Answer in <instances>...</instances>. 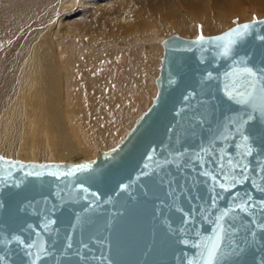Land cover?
Listing matches in <instances>:
<instances>
[{"label":"water","instance_id":"obj_1","mask_svg":"<svg viewBox=\"0 0 264 264\" xmlns=\"http://www.w3.org/2000/svg\"><path fill=\"white\" fill-rule=\"evenodd\" d=\"M245 24L221 55L220 38ZM169 45L160 98L112 171L0 161V264H203L221 224L215 264H264V19ZM244 68L259 81L248 104L228 95ZM167 146L166 168L150 178Z\"/></svg>","mask_w":264,"mask_h":264},{"label":"bare ground","instance_id":"obj_2","mask_svg":"<svg viewBox=\"0 0 264 264\" xmlns=\"http://www.w3.org/2000/svg\"><path fill=\"white\" fill-rule=\"evenodd\" d=\"M0 2V161L40 171H112L160 98L169 42L248 12V0ZM169 159L167 146L146 175Z\"/></svg>","mask_w":264,"mask_h":264},{"label":"snow or ice","instance_id":"obj_3","mask_svg":"<svg viewBox=\"0 0 264 264\" xmlns=\"http://www.w3.org/2000/svg\"><path fill=\"white\" fill-rule=\"evenodd\" d=\"M251 27L252 26L248 25V24L242 25V26L238 27L237 29H235L234 31L230 32L229 34L220 38L224 42L221 45V47L223 48L221 55H223L225 57L229 56L231 53V48L237 42V39L243 38L248 33V31L250 30ZM200 40L203 41L204 37L201 36ZM256 77H257V73L254 72L250 68H244V69L240 70V72L236 73V79H234L232 81V84L230 86L233 91H229L228 95L231 98L237 99L238 103H241V104L250 103L252 101V99L254 98L253 93H254V91H256L257 85L259 83V81L256 79ZM259 90L262 93H264V87H261ZM233 92L235 93V96H233ZM237 131H239L238 128H237ZM242 138L245 141H247V139H248L247 136H243ZM250 153H251V149L246 148L245 154H250ZM221 159H225V158L221 157ZM227 165H228L230 170H234L235 168L241 167V165L239 163L234 165L233 161L231 159H227ZM83 167H87V166H83ZM220 167L223 170L225 165L221 164ZM229 178L230 177L227 174H225L224 179L228 180ZM213 179H215V177H213ZM234 182H236V181H234ZM219 187L221 189L226 190V186L224 183H221L219 185ZM226 215L227 214L225 213L219 219L223 220ZM222 231H223V225L222 224L218 225V234H217V237L215 238V241H209L208 244L204 245V252L202 254L204 256L203 264H215V261L218 257V253L220 252V249L222 246V235H221ZM19 242L23 243V241H19ZM183 242L187 243V241H183ZM30 247H34V245L30 246ZM41 250L46 251V249H43L42 246H41ZM190 264H191V262H190Z\"/></svg>","mask_w":264,"mask_h":264},{"label":"rangeland","instance_id":"obj_4","mask_svg":"<svg viewBox=\"0 0 264 264\" xmlns=\"http://www.w3.org/2000/svg\"><path fill=\"white\" fill-rule=\"evenodd\" d=\"M4 1V0H3ZM83 0H81V2H82ZM251 2H252V0H251ZM250 2V0H248V4L246 3L244 6H246V8L248 9V12H247V14L245 15V16H247V17H242V16H240V15H233V16H231L230 17V19H229V21H228V25H230V26H227V29H225L224 31H226V30H228V27L229 28H232V26L234 27L235 25H237V24H241V23H243V22H252V21H257L258 19L259 20H261V19H264V8H261V7H259V6H257V5H253V3H251ZM251 3V4H250ZM0 5H2V6H0V8L1 7H3V5H4V2L3 3H1L0 2ZM259 8V9H258ZM252 9V10H251ZM261 10V11H260ZM71 14V13H70ZM253 14H255V15H253ZM261 15V16H260ZM76 17V15H69V16H67V19L68 20H70V19H74ZM242 17V18H241ZM232 18V19H231ZM252 18H253V20H252ZM232 20V21H231ZM230 23V24H229ZM234 25H233V24ZM201 33H200V32ZM199 31H197V33H196V36H188L187 38H194V39H200V37H201V35L203 36V37H210V36H214L215 35V33L212 35V33L208 36V33H206V32H204V31H202V30H199ZM224 31H221V32H218V33H216L217 35L218 34H221L222 32H224ZM203 32V33H202ZM200 33V34H199ZM205 33V34H204ZM170 34L171 33H169V35L167 34L166 35V38H167V36L169 37L170 36ZM207 34V35H206ZM174 35H177V36H180L181 34L180 33H177V32H175L174 33ZM182 36V35H181ZM180 36V37H181ZM171 37H173V34L170 36V38ZM184 37V36H183ZM184 38H186V37H184ZM163 47H164V45H163ZM161 61H162V59H161ZM162 62H164V60L162 61ZM160 91H161V86L159 85V88H158V92H156V94H155V96H153V98H156L157 99V97H158V95H159V93H160ZM153 98L151 97V100L153 101ZM156 99H154V103H155V101H156ZM150 103L149 105H148V109L147 108H144L142 111H141V113L140 114H138V116H137V119L140 121L146 114H147V110H150L151 108H152V106L154 105V103ZM147 109V110H146ZM145 111V112H144ZM149 112V111H148ZM135 120V123L136 124H138L139 123V121L138 120ZM137 121V122H136ZM135 126L136 125H134L133 126V128H135ZM132 127H130V131L129 132H127L126 134L128 135L130 132H131V130L133 129Z\"/></svg>","mask_w":264,"mask_h":264}]
</instances>
